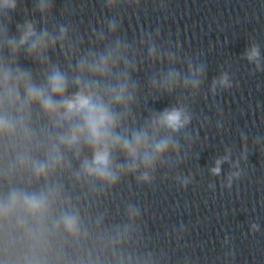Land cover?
Segmentation results:
<instances>
[{
  "label": "clouds",
  "instance_id": "1",
  "mask_svg": "<svg viewBox=\"0 0 264 264\" xmlns=\"http://www.w3.org/2000/svg\"><path fill=\"white\" fill-rule=\"evenodd\" d=\"M115 0H107L112 7ZM17 0H0V10H15ZM41 14L51 8L49 0H39L37 5ZM0 42L12 54V59H0V178L8 180L16 172H28L37 181L43 180L39 191H26L11 188L0 195V264H98L85 247L91 241V233L84 226L78 211L70 206L56 211L63 204L59 184L49 183V177L67 164L65 151H71L79 157L83 146L92 151V159L85 158L80 174L115 184L121 174L135 173L140 169L138 181L150 182V171L158 162H163L171 149L178 152V146L170 135L161 136V130L173 132L183 128L189 122L188 114L182 108L165 109L154 115L149 123L130 132L121 128L126 118L125 112L132 100L129 92V63L126 44L119 40L103 51H89L79 55L75 67L69 64L71 76L57 66H49L45 53L55 48L59 42L61 50L68 41V29L60 26L56 34L46 29L37 32L34 24L25 20L17 24L19 40L7 34V18L0 19ZM115 21L108 22L110 32H115ZM97 39L104 40L101 31ZM27 45L30 57H35L45 67L43 82L37 83L31 71L22 70L15 64L19 50ZM70 55L76 51L69 44ZM149 54L158 58L160 53L155 47H149ZM170 62L175 61L173 53H168ZM259 47L253 45L246 58L259 64ZM124 71L119 72L120 63ZM203 76V68L190 63L188 75L183 78L184 87L197 89ZM113 81H115L113 83ZM181 81V74L170 70L162 78L165 90L171 91ZM155 84V81L153 82ZM70 85L75 88L69 92ZM230 87L227 73L213 80L212 87ZM38 108L39 113L34 109ZM41 115L46 118L44 126H38ZM120 129L118 132L117 130ZM119 150L125 157L123 164L112 159ZM41 153L40 156L35 153ZM227 157L216 160L211 169L213 175L220 174V165ZM239 173H231L228 183ZM79 178V176H78ZM186 185L187 179L183 180ZM211 187V185H210ZM139 215V210L129 209V217ZM252 228L258 230L253 224ZM129 226L117 228L115 235L97 236L94 247L101 249L119 243L127 238ZM71 248L75 260L66 249Z\"/></svg>",
  "mask_w": 264,
  "mask_h": 264
}]
</instances>
